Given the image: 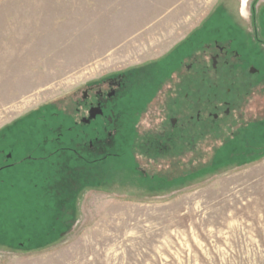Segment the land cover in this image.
Returning a JSON list of instances; mask_svg holds the SVG:
<instances>
[{"label":"rangeland","instance_id":"1","mask_svg":"<svg viewBox=\"0 0 264 264\" xmlns=\"http://www.w3.org/2000/svg\"><path fill=\"white\" fill-rule=\"evenodd\" d=\"M241 1L0 0V264H264L259 101L155 159L135 145L161 129L162 57L201 26L250 29L264 0ZM139 68L146 96L87 135L82 92Z\"/></svg>","mask_w":264,"mask_h":264},{"label":"flooded vegetation","instance_id":"2","mask_svg":"<svg viewBox=\"0 0 264 264\" xmlns=\"http://www.w3.org/2000/svg\"><path fill=\"white\" fill-rule=\"evenodd\" d=\"M246 2L247 0L241 1V12L245 11ZM213 16L214 14L212 18ZM249 17L250 29H242L234 18L222 29L210 30L208 26H201L192 34L185 48L180 46L162 57V63L168 64V68L152 74L155 84L161 79L171 81L166 89L169 91L168 97L163 96L160 106L159 116L163 118L160 121L161 129L143 136L141 142L135 144L137 147L146 150V154L152 153L155 159L157 155L163 156L167 151L177 150L184 135L187 137L185 141L189 143L196 137L219 128L223 119L232 117L235 108L245 112L257 110L260 118L262 117L264 43L260 42L258 24L264 21V8L259 12L250 11ZM183 59L188 61L184 65V71ZM145 70L133 69L125 76L113 79L111 83L104 81L98 88H87L82 92L79 122L85 129H92L93 134L90 132L87 135H93V139H97L98 129L108 124L107 111L114 110L118 104L122 105L127 92L132 97V102H135V98L146 96L143 92V95L140 91L136 92L135 84V81H141L145 77L151 80V75H146ZM125 80L132 82V85L126 88ZM183 85L186 90L180 98ZM199 85H205L200 94ZM145 91L147 94L151 90ZM256 102L260 104L252 110L250 105ZM134 118L137 117L133 114L131 123L135 122ZM136 122H139L138 119ZM97 124L100 127L97 128ZM191 135L194 137L190 138Z\"/></svg>","mask_w":264,"mask_h":264},{"label":"crops","instance_id":"3","mask_svg":"<svg viewBox=\"0 0 264 264\" xmlns=\"http://www.w3.org/2000/svg\"><path fill=\"white\" fill-rule=\"evenodd\" d=\"M183 1H185V0H183ZM191 2H194L195 0H190ZM210 1H213V0H196V4L198 5L197 7H196V9L198 10V8H202V7H205L206 5H207V2H210ZM194 6V5H193ZM175 7V6H174ZM174 7L172 6V8L170 9V10H172L171 12H172V16L173 15H179V14H181L182 16H187V14H188V12L187 11H189L190 10V8H184V10H180V12H179V9H176V10H174ZM185 7V6H184ZM177 8V7H176ZM195 10V9H194ZM197 10H195V11H193V12H196ZM197 13V12H196ZM164 15H165V13H164ZM163 16V15H162ZM197 27V25L196 26H194L192 29H195ZM200 28V27H199ZM190 30V32H189V34L191 33V31H194V30ZM195 31H197V30H195ZM192 34H193V32L191 33V35L190 36H192Z\"/></svg>","mask_w":264,"mask_h":264},{"label":"water","instance_id":"4","mask_svg":"<svg viewBox=\"0 0 264 264\" xmlns=\"http://www.w3.org/2000/svg\"><path fill=\"white\" fill-rule=\"evenodd\" d=\"M97 113V112H96ZM94 116V115H93Z\"/></svg>","mask_w":264,"mask_h":264}]
</instances>
